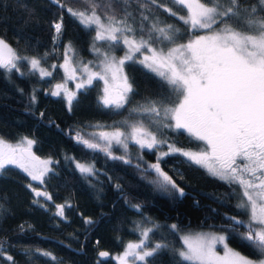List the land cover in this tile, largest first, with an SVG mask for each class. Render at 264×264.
Here are the masks:
<instances>
[{
    "label": "trees",
    "instance_id": "16d2710c",
    "mask_svg": "<svg viewBox=\"0 0 264 264\" xmlns=\"http://www.w3.org/2000/svg\"><path fill=\"white\" fill-rule=\"evenodd\" d=\"M60 2L64 7L54 0H0V38L19 55L40 59L45 67L59 60L65 44L71 45L75 59L88 58L95 31L85 28L66 9L82 11L89 6L83 0ZM139 3L145 7L140 8L133 0L128 8L135 18L130 17L128 22L134 27L143 23L147 29L159 18V26L170 24L179 29L177 43L196 33L197 30H189L179 19L185 12L172 0H158L157 5L147 0ZM240 3L243 7H261L258 0H240ZM161 4L163 8L159 7ZM168 8L177 16L168 13ZM96 10L103 17L102 8ZM113 11L117 18L123 17L120 0H113L109 14ZM142 11L148 20L142 21ZM61 17L63 27L57 37L53 23ZM124 71L133 84V92L123 108L106 107L100 102L102 83L96 79L76 91L69 110L66 96H53L50 92L53 81L60 79L59 71L54 76H41L26 61L20 62V72L8 73L0 68V137L8 141L30 137L35 141L33 150L39 156L53 159L52 171L43 183L51 200L35 196L28 187L30 178L22 169L7 165L0 172V204L3 205L0 208V251H3L0 264H117L110 255L119 252L127 239L137 238L139 229L145 227L154 229L149 234L151 244L169 245L149 258V264H178L174 249L182 246L181 232L196 228L220 231L227 223L226 216L248 219L237 208L238 184L209 174L179 153L159 160L164 163L167 175L183 188V196L174 190H160L149 178L150 173L140 169L144 157L157 160L154 152L133 150L130 164L77 142L76 134L90 124H110L134 117L147 120V114L132 110L146 105L150 99L177 100L172 89L143 65L126 62ZM151 130L156 128L151 126ZM157 135L182 148L205 146L203 141L180 129L162 128ZM76 161L93 164L95 175L82 174ZM35 200L39 203H34ZM58 204L66 205L63 217L56 214ZM133 205H139V209ZM87 220L92 223H86ZM173 224L177 225L178 232L170 228ZM225 234L229 235L230 246L250 257H261L239 237ZM99 250H106L109 256L100 259ZM9 256L12 260L7 259Z\"/></svg>",
    "mask_w": 264,
    "mask_h": 264
},
{
    "label": "snow or ice",
    "instance_id": "6c2138e0",
    "mask_svg": "<svg viewBox=\"0 0 264 264\" xmlns=\"http://www.w3.org/2000/svg\"><path fill=\"white\" fill-rule=\"evenodd\" d=\"M83 2L89 6L87 10L76 11L69 7L66 11L85 28L95 31L93 50L102 59L99 71H93L81 62L83 77L76 83V91L99 79L104 85L100 102L106 107L123 108L133 92V84L124 72V65L132 62L143 65L159 76L176 94L177 101L173 102L170 97L150 99L146 105L132 110L147 114L156 131L146 126L143 120L134 123L124 121L123 125L130 129L127 132L116 127L112 131L91 133L103 144L85 139L79 132L75 137L77 142L89 149L104 152L112 159L121 160L125 158L114 156L111 151L114 144L125 152L129 141L141 149L166 145L168 151L161 153V157L179 153L205 168L209 174L238 184L242 191L237 208L246 213L248 219L226 216L227 223L221 226L220 231L234 234L254 253L259 252L264 256V15L261 14L264 13V0H258L259 9L255 5L243 7L240 0H172L174 5L184 10L185 14L180 15L179 19L189 30H208L187 43H177L179 29L170 24L159 26V18H155L147 29L143 23L138 27L130 24L129 18L135 19L128 11L133 0H120L124 13L122 18H117L114 11L109 14L113 0H104V3H100V0ZM136 2L140 8L145 7L139 0ZM54 3L64 7L60 0H54ZM147 3L157 5L158 0H147ZM97 7L102 8L103 17L97 13ZM159 7L164 6L161 4ZM166 11L177 16L171 8ZM62 19L53 23L57 37L63 27ZM141 19L146 21L149 17L142 11ZM95 41L108 42V50L101 51ZM121 44L126 49L122 57L110 54ZM153 44L164 46L157 48ZM68 51H72L71 45ZM143 52L149 55H143ZM137 53L141 54L140 57H137ZM21 61H26L32 70H38L41 76L52 75L41 67L40 59L19 55L16 49L0 38V68L8 73L13 70L20 72ZM60 67L65 70L66 79L77 80V69L71 66L67 53ZM62 90L70 110L76 91H70L66 84L58 83L51 94L60 96ZM32 99L34 101L35 96ZM162 128L184 129L195 139L203 141L205 147L196 152L177 148L167 140L158 138L157 132ZM34 143L27 137L16 144L0 137V172L7 165H15L31 180L43 184L47 174L52 171L49 167L52 161L36 156L31 150ZM161 157H157V163L151 164L150 168L162 178L160 183L165 191L174 190L183 196V188L160 168ZM76 167L82 174L95 175L93 164L77 162ZM28 187L32 188V185ZM32 191L36 197L52 199L46 191L36 188H32ZM34 203L39 201L35 200ZM65 207L56 205V214L63 217ZM133 207L139 209V205ZM86 223L91 224L92 221L87 220ZM170 228L174 232L179 231L175 224ZM241 228L245 230L241 231ZM153 230L141 229L140 240L127 243L122 254L116 257L119 264H149V258L167 249L168 244L153 245L149 242V234ZM180 239L182 247L174 249L179 257L178 264H264V259L254 261L230 247L229 235L199 232L188 233ZM217 245L222 247L223 254L216 250ZM0 255H3V251H0ZM98 255L106 258L109 253L101 251ZM7 259L12 260V257Z\"/></svg>",
    "mask_w": 264,
    "mask_h": 264
},
{
    "label": "rangeland",
    "instance_id": "374dc122",
    "mask_svg": "<svg viewBox=\"0 0 264 264\" xmlns=\"http://www.w3.org/2000/svg\"><path fill=\"white\" fill-rule=\"evenodd\" d=\"M198 30L189 39H194L197 35H204L208 31V30H205V29H198ZM95 35H96V33H95ZM189 39H187V40H185L183 42H178V43H187ZM93 43H94V41H93ZM93 43L91 45L90 56L88 58H86V59H75L74 58V55H73V49H72V47H71L72 51L69 52L68 51L69 44H65L63 46V48H62L61 57L59 58L58 61L51 62L49 67H45V66L41 65V67H43L46 70L50 71L53 76H54V72L57 73L59 71V73H60V79L53 81L52 85L50 86V92L51 93L53 91H55V85L58 84V83H64V84H66V87L68 88V90H70V91H76L75 85L83 77V73L80 70L81 69V62L83 64H87L88 67L91 68L93 71H99V63H100V59H102V57H98V54L93 50ZM107 43L108 42H106V41H95L96 46L97 47H100L101 48V51L108 50L107 49ZM163 46L164 45H160V44L153 45V47H157V48L163 47ZM169 46H174V45H169ZM125 50L126 49L121 44L119 46H116L114 48V50L111 51L110 54H113V55H115L117 57H122L124 55ZM66 53H67V58L71 62V66L72 67H75L77 69V72H76L77 80H68V79H66V75L67 74L65 73V70L62 67H60L61 65L64 64V60L66 58ZM140 55H141L140 53H137V57H140ZM143 55H149V53L148 52H143ZM53 65H55L56 67L53 68L52 67ZM101 83H102V95H103V87H104L103 81H101ZM61 94L64 95V96H66L65 93L63 92V90L61 91ZM156 119H159V118H156ZM138 120H143V122L145 123V125L148 126V127H150V129H151V126L152 125H151L150 117L147 120L146 119H141L140 117H134V118H121V119H119V120H117L115 122H112L110 124H103V123L90 124V125H88V127H84V129H80L79 131H80V134L85 139H89V140H91L93 142H99V143L103 144L102 141H99L98 137L92 136L91 133H99L101 131H112L116 127H120L122 131L127 132L130 129L127 126L123 125V122L124 121H128L129 123H134V122H136ZM27 138L28 139H32L30 137H27ZM21 139L16 140V141H8L6 139L5 140L8 141L9 143L16 144ZM169 144H173V143H169ZM173 145L175 147H177V148H180V149H183V150H190V151H193V152L200 151V150L204 149V147H205L204 146L201 149H194V148H182V147L176 146L175 144H173ZM133 150H137V151L147 150L148 152H151L152 151V152L155 153V156L161 157V153L167 152L168 151V147L167 146H164V145H161V146H159V148H153V149L144 148V149H141L138 145H136L135 143L129 141V146H128L127 152H125V150L123 148H121V147H119V146H117L115 144L111 148V151H112V153L114 155L123 156L125 158V160H127V161L130 160V157L129 156H130V154H131V152ZM41 159L42 160H51L53 162V159L50 158V157H48V156H42ZM76 163H77V161L75 162V165H76ZM80 163H86V162H80ZM143 163L144 164L146 163V167L148 168V171L150 173L149 178L153 181L154 184H156L158 186V188L160 190L163 191L164 189H163V187L161 186V183H160V181H161L162 178L159 177L158 174L153 169L150 168V165L152 163L149 164L150 161H148V162L147 161H143ZM88 164H90V163H88ZM51 165H52V163L49 165L50 168H51ZM146 174H148V173L146 172ZM30 184L32 185V188H36V187H43V188H45L44 185L41 184L39 181H33V180H31V178H30ZM241 191L242 190H241V188L239 186V192L237 194L238 195V203L240 202ZM145 228H148V227H145ZM141 229H143V228H141ZM141 229H139L140 233H139V236L137 238H132V239H129V240L127 239L125 241L124 247L129 242H138L140 240V238H141ZM199 232L225 234V233H221V231L215 230L213 228H196V229H187V230L181 232L180 233V236L186 235L188 233H199ZM124 247L119 252H115L112 255H110L111 258L114 259L117 264H119V261L116 259V257H118L119 255L122 254V252L124 251ZM181 247H179V248H181ZM230 247H232V246H230ZM232 248L235 249L234 247H232ZM216 250L218 252H220L221 254H223V250H222V247L220 245H217ZM235 250L238 251L237 249H235ZM240 253L242 255L248 257L249 259L254 260V261H259L260 259H264V256H261L260 258H253V257H250V256L242 253V252H240Z\"/></svg>",
    "mask_w": 264,
    "mask_h": 264
},
{
    "label": "flooded vegetation",
    "instance_id": "af4514ba",
    "mask_svg": "<svg viewBox=\"0 0 264 264\" xmlns=\"http://www.w3.org/2000/svg\"><path fill=\"white\" fill-rule=\"evenodd\" d=\"M180 130H182V131H184L186 134H188V135H190L187 131H185V130H183V129H180ZM190 137H193V136H191L190 135ZM33 148V147H32ZM42 156H40V158H41ZM143 161H150V163L149 164H154V163H157V160H155V158H147V157H144L143 158ZM133 162V161H132ZM128 163H130V161H128ZM238 163H240V161L238 160ZM131 164V163H130ZM159 164H160V168L162 169V171L163 172H165L166 171V169H165V165H164V163L162 162V161H160L159 160ZM132 165H135V163H132ZM139 165V164H138ZM140 166H141V168L140 169H142L144 172H147V173H149V171H148V168L146 167V163L144 164V163H142V164H140ZM155 171V170H154ZM166 173V172H165ZM175 181V180H174ZM177 184V183H176ZM181 188V187H180Z\"/></svg>",
    "mask_w": 264,
    "mask_h": 264
},
{
    "label": "water",
    "instance_id": "95a60500",
    "mask_svg": "<svg viewBox=\"0 0 264 264\" xmlns=\"http://www.w3.org/2000/svg\"><path fill=\"white\" fill-rule=\"evenodd\" d=\"M32 150V152L36 155V156H38V157H40L34 150H33V148L31 149ZM125 161H127V160H125ZM128 162V161H127ZM36 189L38 190V191H46L43 187H36ZM58 205H61V204H58ZM101 251H106V250H99V252H101ZM98 252V253H99ZM107 252V251H106ZM98 257H99V255H98ZM100 259H104V258H102V257H99Z\"/></svg>",
    "mask_w": 264,
    "mask_h": 264
}]
</instances>
